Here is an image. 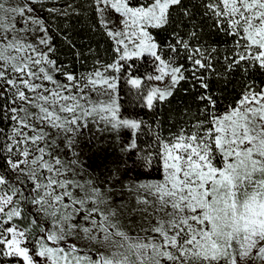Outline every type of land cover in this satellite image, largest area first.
<instances>
[{"label":"snow or ice","instance_id":"1","mask_svg":"<svg viewBox=\"0 0 264 264\" xmlns=\"http://www.w3.org/2000/svg\"><path fill=\"white\" fill-rule=\"evenodd\" d=\"M0 264H264V0H0Z\"/></svg>","mask_w":264,"mask_h":264},{"label":"trees","instance_id":"2","mask_svg":"<svg viewBox=\"0 0 264 264\" xmlns=\"http://www.w3.org/2000/svg\"><path fill=\"white\" fill-rule=\"evenodd\" d=\"M60 27L63 28L64 27V22L63 21H59L58 22ZM70 23H75V22H70ZM55 27V25H54ZM87 34L82 32V31H79V29L77 28V31L73 34V39L74 41H76L78 43V46H80V44L84 43L86 44L87 43ZM103 43V42H101ZM101 55H105V53L103 52V49H101ZM60 58L62 60H71V54L69 52L68 49H65V48H61L60 50ZM76 67H79V65H76ZM141 70L143 71L144 68L142 67ZM178 100H183L185 102H187L188 100V97H183L181 93H177V96L176 98H174L172 100V104H171V108L174 109V110H177L178 111V106H177V101ZM168 115H169V110L168 108L166 107L165 110H164V119L167 120L168 119Z\"/></svg>","mask_w":264,"mask_h":264}]
</instances>
